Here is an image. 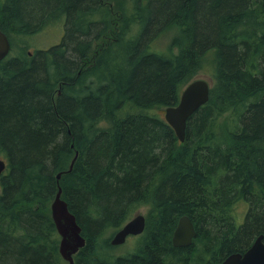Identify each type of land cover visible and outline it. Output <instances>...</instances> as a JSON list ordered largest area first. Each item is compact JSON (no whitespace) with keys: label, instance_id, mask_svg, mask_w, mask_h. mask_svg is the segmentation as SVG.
Instances as JSON below:
<instances>
[{"label":"trees","instance_id":"16d2710c","mask_svg":"<svg viewBox=\"0 0 264 264\" xmlns=\"http://www.w3.org/2000/svg\"><path fill=\"white\" fill-rule=\"evenodd\" d=\"M57 23L58 44L0 61V264H68L58 189L86 242L73 264H219L264 235V0H0L9 41ZM200 73L180 142L159 111ZM143 206L135 250L110 255L99 239ZM182 216L196 237L174 247Z\"/></svg>","mask_w":264,"mask_h":264},{"label":"water","instance_id":"95a60500","mask_svg":"<svg viewBox=\"0 0 264 264\" xmlns=\"http://www.w3.org/2000/svg\"><path fill=\"white\" fill-rule=\"evenodd\" d=\"M10 43L7 36L0 30V61L8 56ZM211 84L206 79H197L186 85L180 93L179 101L175 106L163 110L165 122L172 128L180 142L185 140V129L187 120L209 99ZM75 154L69 166L72 169L76 160ZM6 169V163L0 159V176ZM60 174L56 176L57 181ZM51 219L55 225L59 241V254L68 264H73V256L85 246V238L81 235L74 215L61 198V189H58L53 201L49 205ZM145 228V216L135 214L126 224L115 232L110 240L111 246H119L125 243L130 236H139ZM196 237V231L187 216L179 218L172 233L171 243L174 247H189ZM263 236L256 238L254 243L244 253L231 254L220 264H264Z\"/></svg>","mask_w":264,"mask_h":264},{"label":"rangeland","instance_id":"374dc122","mask_svg":"<svg viewBox=\"0 0 264 264\" xmlns=\"http://www.w3.org/2000/svg\"><path fill=\"white\" fill-rule=\"evenodd\" d=\"M113 14H116V11H113ZM118 17L115 18L114 22ZM63 35V24L57 23L55 26L47 27L43 30L29 32L27 34H21V35H11L10 39V52L8 56H19L22 54H26V52H30L31 54L36 52V50H46L50 48L53 45H56L60 42L61 37ZM174 36V30H171L168 34L161 35L154 44V49H160L165 50L167 48V45L169 43V39ZM92 53V51H91ZM196 79H206L211 84L210 78L204 74L200 73ZM159 114L163 115V110L159 111ZM246 205L245 204H239L236 208V214L239 216V218H242L244 216V213L246 211ZM147 212L146 207H140L136 213H140L145 215ZM237 216V219H238ZM116 231L115 230H109L106 232L100 239L99 242H103L104 239H111ZM139 240L138 237L130 236L127 238L126 242L120 246H113V248L110 250V255L113 256H121L129 254V252H133L138 245Z\"/></svg>","mask_w":264,"mask_h":264},{"label":"flooded vegetation","instance_id":"af4514ba","mask_svg":"<svg viewBox=\"0 0 264 264\" xmlns=\"http://www.w3.org/2000/svg\"><path fill=\"white\" fill-rule=\"evenodd\" d=\"M246 211H247V209H246ZM246 211H245V213H246ZM245 213H244V215H245ZM145 216V215H144ZM244 218H245V216H243L242 218H239L237 221H238V223L236 224V227H238V226H240V225H242L243 224V221H244ZM192 222V221H191ZM193 224V223H192ZM193 226H194V224H193ZM194 229H195V227H194ZM195 231H196V229H195ZM260 235H262V234H259V235H257V234H255V235H253L251 238H250V240H249V242H250V244H249V247H248V249L250 248V246L254 243V241L256 240V238L258 237V236H260ZM263 236V238H262V243L264 244V235H262ZM195 239V238H194ZM193 239V240H194ZM247 250V249H246ZM245 250V251H246ZM244 251V252H245ZM243 252V253H244Z\"/></svg>","mask_w":264,"mask_h":264},{"label":"bare ground","instance_id":"6f19581e","mask_svg":"<svg viewBox=\"0 0 264 264\" xmlns=\"http://www.w3.org/2000/svg\"><path fill=\"white\" fill-rule=\"evenodd\" d=\"M151 42H152V41H151ZM150 44H151V43H150ZM196 80H197V79H196ZM178 101H179V100H178ZM166 108H167V107H166ZM233 211H234V209H233ZM134 215H135V214H134ZM132 217H133V216H132ZM132 217H131V218H132ZM226 217H227V216H226ZM131 218H130V219H131ZM180 218H181V217H180ZM224 218H225V217H224ZM227 218H228V217H227ZM227 220H228V219H227ZM190 221H191V220H190ZM223 222H224V221H223ZM126 223H127V222H126ZM126 223H125V224H126ZM125 242H126V241H125ZM170 242H171V241H170ZM198 242H199V241H198ZM105 245H106V244H105ZM196 245H197V244H196ZM119 246H120V245H119ZM197 247H198V246H197ZM200 247H201V246H200ZM101 248H102V247H101ZM108 248H109V247H108ZM191 248H192V247H191ZM58 249H59V248H58ZM98 249H99V248H98ZM107 250H108V249H107ZM98 251H99V250H98ZM181 251H182V250H181ZM182 252H183V251H182ZM193 252H194V251H193ZM129 253H130V252H129ZM180 254H181V253H180ZM195 254H196V252H195ZM234 254H236V253H234ZM181 255H183V254H181ZM98 256H99V255H98ZM188 256H189V255H188ZM101 257H102V256H101ZM106 258H107V257H106ZM105 260H106V259H105ZM110 262H111V261H110ZM219 264H220V263H219Z\"/></svg>","mask_w":264,"mask_h":264}]
</instances>
